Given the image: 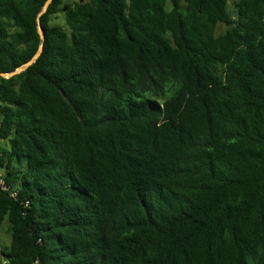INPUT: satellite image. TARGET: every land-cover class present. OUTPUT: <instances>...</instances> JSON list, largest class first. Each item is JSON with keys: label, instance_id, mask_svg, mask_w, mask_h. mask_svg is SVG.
<instances>
[{"label": "trees", "instance_id": "obj_1", "mask_svg": "<svg viewBox=\"0 0 264 264\" xmlns=\"http://www.w3.org/2000/svg\"><path fill=\"white\" fill-rule=\"evenodd\" d=\"M47 1L0 0V264H264V0Z\"/></svg>", "mask_w": 264, "mask_h": 264}, {"label": "rangeland", "instance_id": "obj_2", "mask_svg": "<svg viewBox=\"0 0 264 264\" xmlns=\"http://www.w3.org/2000/svg\"><path fill=\"white\" fill-rule=\"evenodd\" d=\"M79 0H63V3L72 4ZM235 0H229L228 2V9L232 14H235V7H234ZM51 23L55 25H59L66 31H68V28L64 21V13L63 11H59L57 14L52 15L51 17ZM226 26L223 23H219L217 26V33H222L225 30ZM5 141H2L4 143ZM9 223L7 219H5L1 226H0V248L4 249L10 245L11 241V235L8 231Z\"/></svg>", "mask_w": 264, "mask_h": 264}, {"label": "water", "instance_id": "obj_3", "mask_svg": "<svg viewBox=\"0 0 264 264\" xmlns=\"http://www.w3.org/2000/svg\"><path fill=\"white\" fill-rule=\"evenodd\" d=\"M48 3H49V0L45 3V5H44L42 11H44V10L46 9ZM38 31H39V33H40V35H41V38H43L42 30H41V26H40V25H38ZM40 51H41V46L39 47V50H38V52L35 54V56H33V58L31 59V61H29V62L27 63V65L30 64V63H31V62L37 57V55L39 54ZM18 71H19V70H15L12 74L17 73ZM10 75H11V74H10Z\"/></svg>", "mask_w": 264, "mask_h": 264}, {"label": "built area", "instance_id": "obj_4", "mask_svg": "<svg viewBox=\"0 0 264 264\" xmlns=\"http://www.w3.org/2000/svg\"><path fill=\"white\" fill-rule=\"evenodd\" d=\"M0 141H2V140H0ZM0 185H3V178L1 177V175H0ZM3 188H4V186H3Z\"/></svg>", "mask_w": 264, "mask_h": 264}]
</instances>
